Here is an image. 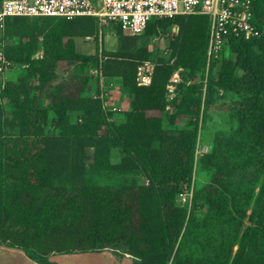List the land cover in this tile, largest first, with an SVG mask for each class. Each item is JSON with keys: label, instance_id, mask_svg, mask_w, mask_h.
Returning <instances> with one entry per match:
<instances>
[{"label": "trees", "instance_id": "1", "mask_svg": "<svg viewBox=\"0 0 264 264\" xmlns=\"http://www.w3.org/2000/svg\"><path fill=\"white\" fill-rule=\"evenodd\" d=\"M253 16L262 34L228 40L226 52L236 59H223L225 52L211 64L223 61L203 99L195 83L180 82L172 94L168 86L179 69L191 78L203 71L207 16L153 18L140 35L114 23L117 50L102 54L100 77L120 79L129 101L114 118L85 94L84 69L100 62L98 51H76V38L94 35L95 18L7 19L5 55L23 74L0 91V246L37 264L104 250L140 264H264V155L257 150L264 153V0L255 1ZM170 30L168 61L137 45L139 36ZM39 45L43 55L34 59ZM149 62L150 83L139 85L138 67ZM61 63L71 70L60 75ZM95 89L99 95L98 83ZM219 90L236 95L230 116L248 124L215 138L200 158L202 168L216 171L188 211L176 198L192 183L197 121ZM179 117L197 123L178 125ZM104 174L120 180L100 184Z\"/></svg>", "mask_w": 264, "mask_h": 264}, {"label": "built area", "instance_id": "2", "mask_svg": "<svg viewBox=\"0 0 264 264\" xmlns=\"http://www.w3.org/2000/svg\"><path fill=\"white\" fill-rule=\"evenodd\" d=\"M256 0H1L0 79L13 72L16 64L5 55V23L15 17H49L73 20L92 17L96 21L120 24L132 35L143 33L153 18L171 19L179 15H204L209 18L207 68L227 51L229 39L250 40L262 30L253 16ZM150 64L142 74L144 65ZM152 63L138 67V84L148 85ZM145 73V72H144ZM3 83V82H2ZM4 84L1 85L3 88ZM170 86H168L169 88ZM100 99L101 96L93 95ZM115 110V109H113Z\"/></svg>", "mask_w": 264, "mask_h": 264}, {"label": "rangeland", "instance_id": "3", "mask_svg": "<svg viewBox=\"0 0 264 264\" xmlns=\"http://www.w3.org/2000/svg\"><path fill=\"white\" fill-rule=\"evenodd\" d=\"M95 4V0H92ZM32 21H37L38 25L41 24L43 19H30ZM97 23L96 31L93 36L86 37V38H76L75 45L76 51L83 55H93L96 51H98L100 57L99 63L90 64L84 69V78H86L89 83L87 82L88 87L86 90V95L93 96L98 95L96 93V83L100 84L101 80L105 81L107 84V79L101 78V61H103L102 54L104 52H114L117 50V37H116V25L114 23H109L107 21H101ZM171 38V30L167 32H160L156 35H152L150 37L139 36L137 37V45L140 47H148L151 49L153 53V57H161L168 61L171 58V48L169 46ZM38 41H41V37H39ZM43 55V51L41 46L37 52L33 55L34 59H40ZM231 59L233 62L236 59V56L231 54V52H226L223 55V59ZM223 62V61H222ZM222 62H217V65H210L208 68L205 65L203 71L195 73L193 77H188L187 72L179 69L176 71L171 80L170 87L168 88V92L172 94L175 90V86L178 83H185L186 86L195 83L199 87H201L202 99L204 98V94L206 91V82L209 76H213L217 69L221 66ZM152 63V62H149ZM72 64H64L61 63L58 68L60 75L65 74V71L71 70ZM142 74H147V68L150 71L151 67L150 64L147 66H143ZM145 72V73H144ZM23 72L17 70V67L14 69L13 72L7 73L3 78L0 79V91L3 89L1 87L2 84H5L8 79H14L20 77ZM83 75L80 76H73L79 77L80 79L83 78ZM236 75H241V71L237 70ZM65 77V76H64ZM68 78V77H67ZM79 78H76L79 80ZM184 79V82H183ZM3 82V83H2ZM121 95L126 96V90L119 86L117 87ZM99 92L101 93V87L99 85ZM103 96L99 100H101L103 109L106 112H110L112 114V118H114L118 113H120V105L114 104L117 102H122V98L119 93L112 89L110 86H104L103 88ZM124 102V101H123ZM1 103L6 106L5 101L1 100ZM238 103V99L236 95L232 92H223V90H219L218 93L215 94V100L213 104L207 111H204L203 114L201 113L199 120L195 122V119H189L188 117H179L177 120L178 125H184L189 123H197V130H198V137L196 141V147L194 152V167L192 171V183L191 185L183 186V191H181L177 195V203L184 208H187L188 211L191 207V201L193 198L194 192L202 189L206 185H208L211 181L212 176L215 174L216 169L211 167L210 169H204L201 167L200 158L202 159L203 156L211 153L213 150V142L215 138H219L222 140L229 139L232 133L236 132L239 128H245L248 124V117L240 120L237 118H233L230 115L233 113V110L236 108V104ZM122 107V106H121ZM115 109V110H113ZM118 109V110H117ZM168 113H172V109H167ZM122 112V111H121ZM74 121V118L72 117ZM244 121V122H243ZM181 128V126H180ZM258 147V146H257ZM257 150L260 154H263V151L258 147ZM111 162L118 163L119 155L117 150L111 151ZM120 178L116 177L115 174H104L97 176V182L100 184H111L115 182H119ZM141 181L144 179L141 178ZM249 214V212H248ZM99 252H89L87 253L89 262L97 264L99 260L98 254ZM73 254L71 256V263L72 264H80V261L76 258Z\"/></svg>", "mask_w": 264, "mask_h": 264}, {"label": "crops", "instance_id": "4", "mask_svg": "<svg viewBox=\"0 0 264 264\" xmlns=\"http://www.w3.org/2000/svg\"><path fill=\"white\" fill-rule=\"evenodd\" d=\"M105 79H107V84L105 81L101 80L99 84L101 87V93L98 96H101L102 98L103 96L102 91L104 86H110L114 91H116L113 93H119L122 100L124 101V102L116 101L114 103L116 105H120L119 112L128 110L129 109L128 97L121 95V93L117 91L118 90L117 87L121 86L120 79L118 78H105ZM96 254H98L99 256V260L97 264H140V261L138 259L132 257L131 255L123 254L118 251L104 250ZM71 256H73V254L51 255L49 256V261L55 264H72ZM75 256H78L76 258L80 261V264H94L89 262L88 258H86L88 256L87 253L76 254ZM0 264H37V263L30 260L24 254V252H22L19 249H12V248H7L5 246H0Z\"/></svg>", "mask_w": 264, "mask_h": 264}]
</instances>
